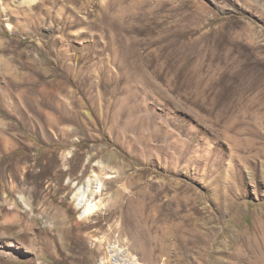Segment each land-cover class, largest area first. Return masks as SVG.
Segmentation results:
<instances>
[{"label": "rangeland", "instance_id": "374dc122", "mask_svg": "<svg viewBox=\"0 0 264 264\" xmlns=\"http://www.w3.org/2000/svg\"><path fill=\"white\" fill-rule=\"evenodd\" d=\"M19 1L0 264H264V0Z\"/></svg>", "mask_w": 264, "mask_h": 264}, {"label": "bare ground", "instance_id": "6f19581e", "mask_svg": "<svg viewBox=\"0 0 264 264\" xmlns=\"http://www.w3.org/2000/svg\"><path fill=\"white\" fill-rule=\"evenodd\" d=\"M36 0H20L19 2L28 5L31 3H34ZM13 3H18L16 0H13ZM100 192V188H91V182L88 181V183L80 186L73 198L75 202V207L79 210H82V214L79 216V218H89L92 217L97 211H98V204L94 202V196ZM158 196V195H157ZM122 259L119 257H116L115 255L112 254L111 252V261L114 264H122L120 261L126 260L128 264H138L136 260L130 256L129 254L125 253L123 255H120ZM119 258V260H117ZM124 262V261H123Z\"/></svg>", "mask_w": 264, "mask_h": 264}]
</instances>
